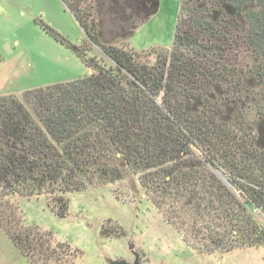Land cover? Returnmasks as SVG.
I'll use <instances>...</instances> for the list:
<instances>
[{
    "label": "trees",
    "instance_id": "1",
    "mask_svg": "<svg viewBox=\"0 0 264 264\" xmlns=\"http://www.w3.org/2000/svg\"><path fill=\"white\" fill-rule=\"evenodd\" d=\"M62 1L80 44L35 23L92 74L25 92L33 114L0 97V230L12 245L30 264L60 253L11 200L44 196L65 218L66 194L118 182L126 167L196 251L264 247L253 214L264 211V0H180L172 47L150 49L152 63L102 42V0ZM104 1L123 40L159 9V0ZM92 46L106 63L87 55Z\"/></svg>",
    "mask_w": 264,
    "mask_h": 264
},
{
    "label": "rangeland",
    "instance_id": "2",
    "mask_svg": "<svg viewBox=\"0 0 264 264\" xmlns=\"http://www.w3.org/2000/svg\"><path fill=\"white\" fill-rule=\"evenodd\" d=\"M100 2L103 43L132 49L141 55V61L148 59L150 63V49L172 47L180 0L163 3L158 14L126 40L116 37L108 21L107 3ZM21 3L23 8H17L8 0H0V97L16 96L33 114L24 99L25 92L72 82L90 76L92 71L33 23L28 14L33 10L29 0ZM65 23L69 27L64 35L58 34L72 44H80L86 37L75 18ZM90 49L89 57L107 62L98 48ZM123 170L124 178L118 182L66 194L65 218L51 211L44 196L11 200L22 212L25 225L51 234V248L60 253L45 264H107L105 259L133 263L132 251L138 253L140 264H264V247L211 254L191 248L193 234L184 230L180 233L169 222L165 207L159 210L155 206L159 199L154 200L145 191L139 176L126 167ZM0 233L5 235L2 230Z\"/></svg>",
    "mask_w": 264,
    "mask_h": 264
},
{
    "label": "crops",
    "instance_id": "3",
    "mask_svg": "<svg viewBox=\"0 0 264 264\" xmlns=\"http://www.w3.org/2000/svg\"><path fill=\"white\" fill-rule=\"evenodd\" d=\"M17 8L23 5V0H8ZM32 9L28 14L31 16L33 23L35 20H41L47 26H51L54 30L64 35V31L69 27L65 21L70 20L73 14L67 9L62 0H29ZM168 2V3H167ZM178 0H159V11L163 3H177ZM1 10V8H0ZM33 11V12H32ZM158 11V12H159ZM23 14V12H21ZM20 13V15H22ZM158 14V13H157ZM76 20V19H75ZM1 55V53H0ZM2 58V56H1ZM3 62V59H2ZM1 62V63H2ZM0 63V64H1ZM29 264V262L21 255V253L12 245L10 240L0 233V264Z\"/></svg>",
    "mask_w": 264,
    "mask_h": 264
},
{
    "label": "water",
    "instance_id": "4",
    "mask_svg": "<svg viewBox=\"0 0 264 264\" xmlns=\"http://www.w3.org/2000/svg\"><path fill=\"white\" fill-rule=\"evenodd\" d=\"M209 168L215 173V175H217V177L223 181V183H225L230 189L234 190V188L232 187V185L230 184V182L227 180V178L225 177V175L219 170V169H214L212 166H209ZM237 194V192H236ZM132 254L134 255V261L133 263H129L125 260H110V259H105V262L107 264H139V255L136 252L132 251Z\"/></svg>",
    "mask_w": 264,
    "mask_h": 264
},
{
    "label": "built area",
    "instance_id": "5",
    "mask_svg": "<svg viewBox=\"0 0 264 264\" xmlns=\"http://www.w3.org/2000/svg\"><path fill=\"white\" fill-rule=\"evenodd\" d=\"M253 214L262 230H264V211H262L261 209H255L253 210Z\"/></svg>",
    "mask_w": 264,
    "mask_h": 264
},
{
    "label": "flooded vegetation",
    "instance_id": "6",
    "mask_svg": "<svg viewBox=\"0 0 264 264\" xmlns=\"http://www.w3.org/2000/svg\"><path fill=\"white\" fill-rule=\"evenodd\" d=\"M139 264H140V262H139Z\"/></svg>",
    "mask_w": 264,
    "mask_h": 264
}]
</instances>
